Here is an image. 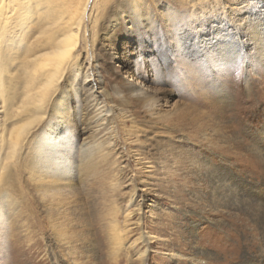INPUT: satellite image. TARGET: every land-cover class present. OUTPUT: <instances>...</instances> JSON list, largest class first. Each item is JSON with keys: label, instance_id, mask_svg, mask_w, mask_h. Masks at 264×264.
<instances>
[{"label": "rangeland", "instance_id": "374dc122", "mask_svg": "<svg viewBox=\"0 0 264 264\" xmlns=\"http://www.w3.org/2000/svg\"><path fill=\"white\" fill-rule=\"evenodd\" d=\"M75 57L0 185V264H264V0H88Z\"/></svg>", "mask_w": 264, "mask_h": 264}, {"label": "bare ground", "instance_id": "6f19581e", "mask_svg": "<svg viewBox=\"0 0 264 264\" xmlns=\"http://www.w3.org/2000/svg\"><path fill=\"white\" fill-rule=\"evenodd\" d=\"M87 2L80 7L72 0H0V98L6 121L0 132V153H6L5 159L0 158V185L4 187L9 185L12 165L26 140L46 124L43 120L46 105L59 90L65 74L75 66L76 77L84 72L75 53L81 42ZM22 64L29 85L28 101L20 106V95L14 85L18 79L12 67ZM58 103L62 105L61 101ZM54 112V116L64 114L58 108ZM66 130L62 122L47 124L40 137L44 141L49 139V143L36 141L34 148L44 153L35 154L34 167L44 161L48 163L51 152H46V147L60 146L57 141L64 138ZM61 167L57 164L55 177L63 174ZM59 181L55 178L52 182ZM47 191L50 193V188Z\"/></svg>", "mask_w": 264, "mask_h": 264}]
</instances>
